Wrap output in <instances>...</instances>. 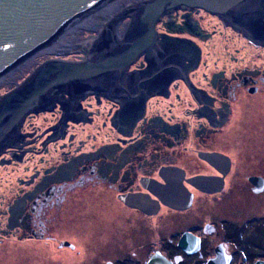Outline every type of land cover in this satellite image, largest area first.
Instances as JSON below:
<instances>
[{"label": "flooded vegetation", "instance_id": "flooded-vegetation-1", "mask_svg": "<svg viewBox=\"0 0 264 264\" xmlns=\"http://www.w3.org/2000/svg\"><path fill=\"white\" fill-rule=\"evenodd\" d=\"M130 21L125 17L117 26L127 27ZM223 31L264 49L217 14L178 4L162 12L151 46L126 68L127 78L111 82L103 93H86L70 104L56 101L49 109L27 114L15 144L0 154L1 250L13 240L20 245L31 242L37 250L41 245L54 250L58 244L69 253L59 255L64 258L61 264H147L155 252L170 264H208L214 258L213 264L264 260V246L255 245L262 252L251 253L248 243L264 239V175L254 166L249 172L243 163L253 161L262 168L264 157L259 153L251 160L247 153L244 158L238 140L222 144L219 137L228 130L233 135L241 124L239 120L228 125L232 104L240 101L243 90L257 91L264 68L244 64L234 55L220 67L205 61L200 65V49L185 35L204 39ZM122 32L118 39L125 36ZM96 36L97 32L88 35L82 47ZM82 47L66 57H86ZM151 59L157 60L158 75L142 77ZM100 87L104 90L105 84ZM228 147L240 149L233 157ZM200 151L228 158H215L213 165L199 156ZM164 167L182 172L177 179L191 195L187 200L182 194V206L160 202L155 213H147L123 201L124 194L138 191L156 198L141 182H164L163 175H170ZM197 174L222 177L223 183L217 190L196 188L187 178ZM251 177L263 179L258 191ZM107 191L133 213V243L110 233L86 238L81 249L66 238L57 243V221H74L73 213H87L89 198L104 197ZM250 206L257 209L246 214ZM66 207L69 211L64 213ZM181 239L195 246L186 250ZM57 257L51 253L48 261L56 264ZM34 262L41 264V258Z\"/></svg>", "mask_w": 264, "mask_h": 264}, {"label": "water", "instance_id": "water-1", "mask_svg": "<svg viewBox=\"0 0 264 264\" xmlns=\"http://www.w3.org/2000/svg\"><path fill=\"white\" fill-rule=\"evenodd\" d=\"M122 2L0 0V152L15 144L20 124L30 112L49 109L56 101L70 104L83 94L103 93L115 80L119 83L127 75L126 68L151 46L155 38V23L164 12L165 5L203 8L217 14L255 43L264 45V0H138L133 5H122ZM125 17L132 21L127 27L122 24L125 36L118 39L115 31ZM93 21L97 26H93ZM74 26L89 31L95 29L97 36L93 43L84 48L83 42H63L57 37ZM48 41H51L50 45L54 43V47L43 52L49 57L38 63L34 60L33 64L21 69L20 64L40 53L44 48L42 45ZM66 47H69L67 51ZM79 47L83 48L86 57L78 60L66 57ZM12 67L21 73L14 77L4 73ZM101 83L105 84L104 90ZM199 156L213 165L215 158H228L217 152L200 151ZM164 168L170 173L163 175L164 182L154 178H144L146 180L141 182L156 198L138 191L124 194L123 201L147 213H155L160 202L169 204L173 201L177 207L179 204L182 206V194L185 193L187 200L191 196L187 186L177 179L182 172L179 167ZM250 180L255 185L254 190L261 188L262 178L251 177ZM187 182L209 191L219 189L223 178L197 174L187 178ZM179 244L186 250L195 246L186 245L183 239ZM215 261L216 258L208 264ZM147 264L170 263L155 252ZM255 264H264V260Z\"/></svg>", "mask_w": 264, "mask_h": 264}, {"label": "rangeland", "instance_id": "rangeland-1", "mask_svg": "<svg viewBox=\"0 0 264 264\" xmlns=\"http://www.w3.org/2000/svg\"><path fill=\"white\" fill-rule=\"evenodd\" d=\"M185 35L192 37L199 47L201 52L200 65L205 61L212 68L215 66L220 67L222 64L230 61V55H234L238 61H242L244 64L247 63L249 66H261L264 68V49L250 44L245 38H243L244 41L236 33L229 38V35L223 31V33L220 32L211 35L206 41H202L199 37H193L191 34ZM235 48L239 49L237 53L233 52ZM234 63L235 62H232V64ZM258 84L255 93L254 91L243 90L240 101L238 100L234 105L232 104L229 118V121L232 122H229L228 125H232L240 120V123H243L245 126L239 124L236 131H233V135L230 130L227 132L225 131L221 134L222 136L219 135V137H221L220 141L223 142L222 144H224V141L238 140V142L243 145L244 158L247 153H250L251 160L259 153L261 157H264V81L262 80V82ZM94 130L95 129L92 131ZM81 134H83V132ZM178 147L179 149L181 148V146ZM222 148H224V146H222ZM239 149L235 151L233 147H228L226 152L234 157V153H238ZM250 162V164H248L249 162H243L249 168V172L254 166L255 172L257 170V172H261L264 175V163L261 166L262 168H259L253 161ZM108 191L104 197L96 196L95 198H89L86 204V207H88L87 213L80 215L79 213H73L74 221L71 219L69 222H65V219L57 221V243H59V240L66 238L77 245L76 249H81L84 247V240L86 238H98L100 235L103 236L105 234L107 236L109 233L114 239H122L124 242L133 243L131 241L132 236L137 229L136 226H132L133 213L123 209L115 198V193H109ZM261 196L264 197V191ZM76 208H74V211H76ZM65 209L64 213L65 211H69L67 207ZM256 209L257 208L251 206L245 207V213L256 211ZM67 215L68 214H62L61 216L65 218ZM58 216L60 217V214H58ZM60 226H66V228L60 229ZM153 238H155V235ZM9 243L8 249H4V251L1 250L2 246H0V264H35V258H41V264H51L48 260L50 259V254L55 252L58 254L56 264H61L64 258L59 255L69 254L67 253V249H65V251L59 250L58 244H56L57 247H55L58 248L57 250L55 248L53 250L46 245H41V249L37 250L35 244L31 242L26 241L20 245L18 241L13 240ZM248 243L252 248L250 250L251 253L262 252L258 248H254V246H264V239H251ZM20 256H23L22 262L21 259H19Z\"/></svg>", "mask_w": 264, "mask_h": 264}, {"label": "bare ground", "instance_id": "bare-ground-1", "mask_svg": "<svg viewBox=\"0 0 264 264\" xmlns=\"http://www.w3.org/2000/svg\"><path fill=\"white\" fill-rule=\"evenodd\" d=\"M138 0H123L122 2V5H133L135 3H137ZM110 4V3H109ZM108 6L105 5V7ZM176 7L175 5L174 6H164L163 9L164 11H168V10H171V8H174ZM93 26H97V22L96 21H93ZM122 28L123 26H118V28L116 29V36L118 37H121V35L123 34L122 32ZM93 32H95V29L93 30H87V29H82V28H78V27H71L69 29H67L66 31L64 32H61L60 34L57 35V37L60 39V40H63V42H73V43H79V42H83V40H86L88 35L92 34ZM90 38V37H89ZM210 37H207V38H204V39H201L202 41H206L208 40ZM51 41H48L47 43H45L44 45H42L44 48L40 51V53H38L37 55H35L34 57H31L29 59L26 60L25 63H22V65L20 64L21 66V69L23 68H27L31 63L33 64L34 60L38 62H41L42 60H44L45 58L49 57V55L47 53H43L44 51H46L48 48L50 47H54L52 43L50 45ZM48 46V47H47ZM69 49V47H66V51ZM157 51V50H156ZM169 51V50H167ZM70 52V51H68ZM161 52V51H160ZM159 52V53H160ZM40 54V55H39ZM162 55H165V53H162ZM157 60L156 59H151V63L149 64V66H146L144 67V69H147L141 76L144 77V76H149V77H154V76H157L158 75V70H157ZM33 66V65H32ZM9 71V72H8ZM7 72H4V73H8L9 75L11 76H17L19 73H21L19 70H14V68H9ZM11 73V74H10ZM5 74V75H6ZM7 74V75H8ZM24 75V74H22ZM21 75V76H22ZM10 76V77H11ZM165 76V75H164ZM6 79L9 80V77H7ZM31 113V112H30ZM178 113V112H177ZM28 116V115H26ZM25 116V118H26ZM24 118V119H25ZM23 119V120H24ZM23 122L20 124V126H22ZM3 151L0 152V154L2 153ZM208 153H212V152H208ZM206 160V159H205ZM209 162V161H208ZM254 190V188H253ZM254 191H258V190H254Z\"/></svg>", "mask_w": 264, "mask_h": 264}]
</instances>
